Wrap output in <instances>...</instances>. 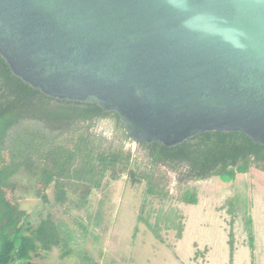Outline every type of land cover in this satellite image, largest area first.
<instances>
[{"label":"water","instance_id":"1","mask_svg":"<svg viewBox=\"0 0 264 264\" xmlns=\"http://www.w3.org/2000/svg\"><path fill=\"white\" fill-rule=\"evenodd\" d=\"M0 55L45 95L116 112L136 145H264V0H0Z\"/></svg>","mask_w":264,"mask_h":264},{"label":"trees","instance_id":"2","mask_svg":"<svg viewBox=\"0 0 264 264\" xmlns=\"http://www.w3.org/2000/svg\"><path fill=\"white\" fill-rule=\"evenodd\" d=\"M103 118L114 121L117 139L109 141L91 130ZM128 142L132 140L116 112L45 95L16 76L0 55V264H35L33 255L54 246L63 255L74 251L75 235L65 223L51 216L31 223L15 196L20 175L30 178L42 201L49 200L52 187L57 203L78 210L86 208L106 178L125 176L133 185L145 183L137 220L167 243L163 232L174 231L179 240L185 224L177 208L166 207L171 178L162 167L177 174V199L187 204L198 202L190 181H233L252 169L264 172V145L237 131H206L176 146L141 143L142 154H134ZM247 221L253 241L250 216Z\"/></svg>","mask_w":264,"mask_h":264},{"label":"rangeland","instance_id":"3","mask_svg":"<svg viewBox=\"0 0 264 264\" xmlns=\"http://www.w3.org/2000/svg\"><path fill=\"white\" fill-rule=\"evenodd\" d=\"M91 130L109 141L118 137L111 118L98 120ZM126 147L134 154L144 150L133 141ZM162 170L171 178L166 207L177 208L185 224L179 240L174 231L163 232L167 243L137 220L145 183L133 185L125 176L116 181L106 178L86 208L78 210L57 203L52 187L49 200L42 201L35 196L30 178L18 176L15 196L31 223L37 225L51 216L72 229L76 239L73 253L63 255L62 248L54 246L33 255L35 264H264V172L252 169L233 181L219 177L190 181L197 188L198 202L187 204L177 199V174Z\"/></svg>","mask_w":264,"mask_h":264}]
</instances>
